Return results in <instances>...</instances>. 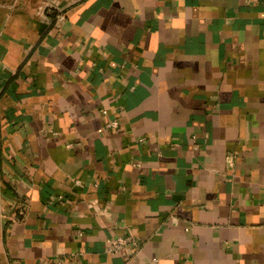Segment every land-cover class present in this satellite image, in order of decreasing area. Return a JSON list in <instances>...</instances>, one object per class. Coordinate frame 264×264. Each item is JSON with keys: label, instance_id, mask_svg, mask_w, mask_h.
Here are the masks:
<instances>
[{"label": "crops", "instance_id": "1", "mask_svg": "<svg viewBox=\"0 0 264 264\" xmlns=\"http://www.w3.org/2000/svg\"><path fill=\"white\" fill-rule=\"evenodd\" d=\"M57 257L264 264V0H0V264Z\"/></svg>", "mask_w": 264, "mask_h": 264}, {"label": "built area", "instance_id": "2", "mask_svg": "<svg viewBox=\"0 0 264 264\" xmlns=\"http://www.w3.org/2000/svg\"><path fill=\"white\" fill-rule=\"evenodd\" d=\"M52 12H49V14ZM103 114H106L105 110H102ZM118 120L116 119H112L109 120L105 127L107 128H111V129H116L118 127ZM23 209L22 208H18L15 213L12 215V220H18L23 213ZM124 246H131L132 248H136L137 247V243L136 241L131 238V237H114V238H110L107 240V252L109 253H116L119 249H121ZM55 264H65L63 258L61 257H57L55 260Z\"/></svg>", "mask_w": 264, "mask_h": 264}]
</instances>
